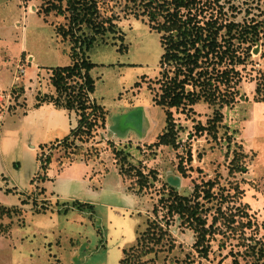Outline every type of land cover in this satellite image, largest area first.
<instances>
[{"label": "rangeland", "instance_id": "374dc122", "mask_svg": "<svg viewBox=\"0 0 264 264\" xmlns=\"http://www.w3.org/2000/svg\"><path fill=\"white\" fill-rule=\"evenodd\" d=\"M43 1L0 0V167L25 199L0 206V264H264V25L254 33L264 0H189L186 12L220 26L218 43L230 52L219 67L233 68V77L220 84L226 102L200 98L191 109L171 108L175 145L153 146L167 126L154 99L168 68L155 28L163 14L150 21L148 0H88L102 25L75 26L82 44L75 47L64 35L66 0H55L62 11L49 13ZM73 48L95 64L90 98L105 108V124L88 137L69 132L66 146L63 138L48 142L65 131L64 118L54 117L44 127L57 128L42 144L21 114L57 96L52 70L73 62ZM70 115L73 128L77 115ZM39 155L51 157L46 178ZM139 172L148 176L141 189ZM208 180L216 196L197 200L207 208V227L219 219L202 247L159 199L170 190L191 196Z\"/></svg>", "mask_w": 264, "mask_h": 264}, {"label": "trees", "instance_id": "16d2710c", "mask_svg": "<svg viewBox=\"0 0 264 264\" xmlns=\"http://www.w3.org/2000/svg\"><path fill=\"white\" fill-rule=\"evenodd\" d=\"M66 2L70 24L69 28L64 29V35L67 36L70 33L74 39L75 47H81L82 44L73 28L87 22L89 26L98 30L102 24L96 20L97 16L94 15L96 6L88 4V0H66ZM188 2L189 0L147 1L149 9L146 13L150 21H154L158 14H163V22L157 23L155 28L162 31L163 52L160 63L161 65L166 63L168 66V68L160 71L159 92L154 97L156 104L165 109L167 126L158 135V140L151 144L152 146L175 145L171 108L191 109V105L200 98H203L204 101L217 100L221 103L227 101L226 94L223 92L228 91H223L220 84L229 86L233 77V68H220L219 64L222 60L227 59V53L230 52L229 46L227 44L222 46L221 43H218L217 32L220 26L215 23V20L208 19L201 23L200 20L195 19L196 17L190 15L191 11H185L184 8L188 6ZM41 8L44 13L62 11L61 6L55 0H44ZM263 25L264 19L256 21L254 33L257 34L260 29L262 30ZM250 32H252L251 29L246 30V35ZM93 42L94 37L92 35L86 38L85 48L89 49ZM73 51L71 64L57 66L52 70L51 82L55 87L57 96L55 98L51 96L48 100L41 102L37 101L35 106L48 101L68 112L75 111L77 115L76 126L71 128L69 132L73 138H82L91 135V132L98 125L105 124L106 110L94 98H90V94L95 90V80L91 75V70L95 64L87 58L79 59V52L75 48ZM186 84H192L193 88L189 89ZM229 94L231 99L234 98V92L229 91ZM208 127L217 128L215 123H211ZM68 135L63 137V145H69L67 142ZM38 160H40L39 170L44 172L42 177L46 178L51 157L48 155L43 160L39 155ZM178 169L182 171L181 164ZM147 181L148 176L139 172L137 184L140 189L147 186ZM202 185L203 188L199 185L195 186L197 193L191 196L181 195L170 190L169 197L165 199L162 196L159 201L162 203V207H167L169 215L178 213L183 219V223L194 229L197 233L196 244L204 247L206 235L212 232L211 227L219 218L214 219L209 227L206 226L207 208L197 200V196L203 193V197H206L208 201L211 200V197H215L216 194L212 192L215 182L208 180ZM221 197L223 198L224 195L221 194ZM153 210L156 211L157 206ZM221 219L224 223L235 221L233 217L228 216L221 217Z\"/></svg>", "mask_w": 264, "mask_h": 264}, {"label": "crops", "instance_id": "0c3cea01", "mask_svg": "<svg viewBox=\"0 0 264 264\" xmlns=\"http://www.w3.org/2000/svg\"><path fill=\"white\" fill-rule=\"evenodd\" d=\"M22 123H24L27 127H31L36 129L38 131V135H42L43 143L45 144L48 139V130L52 128H57V123H53V127L47 130L44 127V124L50 123L52 121V118H64L65 122V131L63 135L60 136H53V141L48 142H54L57 140L62 139L65 137L71 127H72V118L70 115V112H68L66 109L55 106L52 102H44L41 103L38 106H35V103H33L28 109H26L22 114ZM41 139V140H42ZM41 144V143H40ZM2 149H1V143H0V159H1ZM6 176L3 174V171L0 167V206L2 207H8L11 208L12 206H20L24 199V193L17 189L16 186H8L7 182L5 181ZM34 179V177H33ZM31 179V183L34 182ZM7 194H13L16 195V201L10 202L7 201ZM25 203V202H24Z\"/></svg>", "mask_w": 264, "mask_h": 264}]
</instances>
